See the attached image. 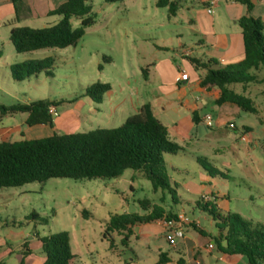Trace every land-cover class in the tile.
<instances>
[{
	"label": "rangeland",
	"instance_id": "rangeland-1",
	"mask_svg": "<svg viewBox=\"0 0 264 264\" xmlns=\"http://www.w3.org/2000/svg\"><path fill=\"white\" fill-rule=\"evenodd\" d=\"M179 1L178 14L173 16L169 5L160 6L159 0H122L115 3L89 0L93 6L94 23L86 27L85 35L76 45L45 48L33 53L36 59L53 58L52 75L40 73L23 82H15L4 61H0V106L39 99L62 102L58 105V112L62 115L68 109H80V115L84 116V127L80 131L84 132L98 127L88 126L85 119L88 108L85 101L89 99L84 98V89L94 82L110 83L111 94H114L128 81L137 96L154 99V85L146 79L144 69L148 66L150 69L149 61L160 60V57L175 64V52L180 49V44L189 46L194 35L192 23L187 19L193 10L187 6L204 8L200 0ZM71 22L74 28L80 25L77 17H72ZM160 45H165L162 51L157 48ZM7 46L12 44L5 38V33H1L0 49L5 52ZM229 87L251 97L257 113L244 112L227 104L235 111L219 114L210 102L204 111L213 114V125L208 126L204 120L195 125L199 140L188 146L189 151L195 152L209 167H214L218 175L211 177L197 162V157L186 152L166 157L171 191L154 192L151 182L133 169H127L116 178H50L44 182L1 188L0 241L5 240L7 245L0 243V261L21 264L24 260L25 264H30L31 258L24 256L20 248L28 235H31L28 238L31 240L30 249L36 257L42 256V248L38 249L32 237L38 230L42 236L67 231L75 256L72 264H154L159 257L154 252V244L147 246L146 242L131 236V245L125 246L123 236L118 233L112 238H104L105 223L112 214L145 213L139 199L157 200L166 208L197 221L206 236L200 235L190 223L184 230L189 237L196 238L203 259L212 264L217 262L215 255L218 256V251H208L206 244L212 235L218 233L217 221L204 208L206 202L202 201V195L215 194L209 203L221 216L239 214L264 230L263 85L235 83ZM193 93L194 98L187 99L183 107L174 105L168 109V121H184L187 114L195 109L196 97L199 99L203 94L210 98L199 88ZM25 117L23 113L0 116V128L19 127ZM250 127L256 145L241 140L244 131H251ZM196 183L198 186L194 187ZM163 194L167 200L160 202ZM220 194L222 199L218 201L215 197L218 195L219 198ZM33 211L41 219L28 218ZM161 240L169 245L164 241L166 239Z\"/></svg>",
	"mask_w": 264,
	"mask_h": 264
},
{
	"label": "trees",
	"instance_id": "trees-1",
	"mask_svg": "<svg viewBox=\"0 0 264 264\" xmlns=\"http://www.w3.org/2000/svg\"><path fill=\"white\" fill-rule=\"evenodd\" d=\"M109 3L122 0H105ZM244 4L247 13L238 23L242 29L244 57L236 64L219 66L215 60L192 59L197 69L206 73L201 80L202 86H216L220 90L217 104L232 103L244 112L257 113L254 100L243 92L230 88L231 84L260 83L264 93V22L251 14L253 4L250 0H236ZM179 0H159L158 5H169L171 15L179 9ZM17 9V0H14ZM92 3L89 0H66L50 15L60 17L59 21L43 26L30 27L11 25L10 40L18 53H30L45 48H65L76 45L85 35L86 27L94 23ZM80 19V25L73 27L71 19ZM16 20V19H15ZM14 23V22H13ZM12 24V23H11ZM54 60L52 57L30 59L10 65L9 75L15 82L40 73L51 74ZM147 69H144L146 76ZM112 88L110 83L94 82L84 89V95L94 103L103 101L105 94ZM60 102L39 99L29 103L0 106V116L28 114L29 126L53 124L49 113L50 106ZM196 119V113L193 114ZM248 129V128H247ZM185 147L169 137L168 128L154 115L150 103L142 105L135 115L114 128H95L85 132L54 133L38 139L0 142V189L22 186L32 182H44L50 178L109 179L123 175L127 169L141 172L152 184L154 192L170 190L166 156L177 155ZM198 163L215 177L219 172L208 166L200 157ZM174 201L176 198L172 195ZM164 197H162V201ZM204 201V200H202ZM145 214H112L105 223L104 238H112L115 233L122 237L127 246L133 235V227L163 217H176L172 210L161 204L151 203L150 199H139ZM203 205L210 212L218 233L212 235L217 249L226 255L245 256L248 264H264V230L244 220L239 214L229 213L226 217L216 212V207L205 201ZM28 218L41 219L33 211ZM191 225L201 234L205 232L195 222ZM45 255L43 264H72L70 237L67 231H58L39 237ZM112 240V239H111ZM113 246V240L111 243ZM22 254L31 253L24 243ZM170 259L167 253H160L156 264H166ZM22 260L21 264H25ZM0 264H4L0 261ZM178 264H184L179 260Z\"/></svg>",
	"mask_w": 264,
	"mask_h": 264
},
{
	"label": "crops",
	"instance_id": "crops-1",
	"mask_svg": "<svg viewBox=\"0 0 264 264\" xmlns=\"http://www.w3.org/2000/svg\"><path fill=\"white\" fill-rule=\"evenodd\" d=\"M65 1L66 0H17L16 9L14 0H0V34L5 33V38L8 42H11V25L37 28L58 22L60 17L57 15H50V12ZM200 1L204 6L203 9L194 8L192 5L187 6L188 8L191 7L193 10V13H191L187 19L192 23L191 28L194 35L193 39H190L191 43L189 46L180 44V49L175 52V64H173L171 60L162 57H160V60L149 61L151 67L150 69L149 66L146 68V79L154 85L152 88L153 93L155 94L154 99L140 98L130 89L129 82L127 81L128 83L125 82L126 85L121 86L114 94H111V90L108 91L105 94L103 101L99 104L94 103V101L88 97L89 100L85 101V104L88 105L87 112L85 113V119L89 122L88 126H98L95 128L118 127L124 123L128 117L138 113L142 105L150 103L154 115L168 128L170 139L186 148L185 151L180 153H186L191 152L188 149L190 143L199 140L198 127H196L197 124L204 120L206 114H212L211 112L204 111L210 102H213L214 109L219 114L235 111L232 110L230 106H227V104L234 105L232 103L217 104L216 100L220 95L218 87L201 85L200 82L204 77L206 70L197 69L192 59H199L205 62L212 59L215 60L219 66L236 64L241 61L244 57V44L242 29L238 20L241 16L247 13V8L244 4L236 0H219L214 8V12L210 14L207 12V6L210 0ZM250 1L253 4L251 14L255 17L264 19V6L262 0ZM178 11L179 10H177L175 15L178 14ZM164 47L165 45H160L157 48L162 51L161 49ZM33 53L38 52L33 51L30 53L19 54L12 44L8 49H5V52L0 49V61H4L6 70L9 72L10 65L14 63L36 59L33 58ZM181 70H185L189 73V80L177 81V77ZM196 88H199L203 93H208L210 98L204 97L203 94L199 99L196 97V107H193L195 109H192L191 114H187L184 121L180 122L178 119H171L168 121L170 119V116L167 113L168 109L174 105L183 107L186 104L187 99L192 100L194 98L193 92ZM188 93L189 95H187ZM86 97L87 96L84 98ZM56 109L57 115H52V126H29L26 124L28 114L23 113L26 114V117L21 126L14 129L6 127L0 128V142L38 139L54 133L62 134V130H64L63 133L83 132L80 130L82 126L84 127V116L80 115V109H68L63 112V115L58 112V106H56ZM194 113H196V119L198 122H195L193 119ZM95 120L96 122H94ZM47 127H50L51 130H48ZM245 127L246 125L244 126V129ZM89 130L92 129H88V131ZM250 130L251 131L249 132L252 133V127H250ZM253 145H256V142H253ZM193 154L195 155L196 153L194 152ZM138 174L141 175V172H138ZM205 179L206 178L203 177L204 181ZM197 184L198 183H196L194 187H197ZM202 185H204L203 182ZM217 196L216 199L220 201L222 195L220 194L219 198ZM162 197H164L163 202H165L167 198L164 194L159 198V201L162 202ZM151 203L161 204L165 209L170 210L157 200H151ZM174 213L179 214L176 212ZM185 225L184 227H186ZM197 226L202 229L198 225V222ZM165 234V227L158 223L157 220H153L151 222L141 223L134 226L132 236H135L140 242H146L147 246L154 244V252L158 254V256L160 253H167L170 261L166 264H178L179 260H183L184 264H212L203 259L196 238L189 237L185 230L183 238H177L174 243L168 242L169 245L164 244L161 240L166 239ZM199 234L203 235L201 233ZM30 236L31 235H28L24 239V243L28 244L29 249L31 240L28 238ZM40 236L42 235L38 230L32 235L33 242H36L38 249H41V242L39 240ZM204 236H206V233ZM164 241H167V239ZM210 242L214 241L210 239L206 244V248L210 252L214 250L218 251V256L215 255L217 261L216 264H248L245 256L226 255L220 252L217 249L215 242V248L210 249L208 247ZM0 243L1 245L3 243L7 245L5 240L0 241ZM129 243L131 245V238ZM23 244L22 247H20L21 253L22 250H25V248L23 249ZM27 256L32 260L30 264H43L45 261L44 254L36 257L32 250ZM156 262L154 264H156Z\"/></svg>",
	"mask_w": 264,
	"mask_h": 264
},
{
	"label": "built area",
	"instance_id": "built-area-1",
	"mask_svg": "<svg viewBox=\"0 0 264 264\" xmlns=\"http://www.w3.org/2000/svg\"><path fill=\"white\" fill-rule=\"evenodd\" d=\"M219 0H210L209 4L207 6V12L213 13L214 8L217 5ZM263 6H264V0H262ZM179 80H189V73L185 70H181L179 76L177 77V81ZM49 113L51 115H57V109L56 106H50L49 107ZM204 121H206L208 126L213 125V115L212 114H206L204 116ZM241 140L251 143L253 140L252 134L249 131H244L241 135ZM214 195H202V200L209 201L211 197ZM216 198V197H215ZM158 223L163 225L166 229V239L169 243H174L177 238H183L184 237V225L187 223H193L195 222L197 224V221L190 220L186 215L183 214H177L176 217H163L160 219H156ZM208 247L210 249L215 248L214 242H210Z\"/></svg>",
	"mask_w": 264,
	"mask_h": 264
}]
</instances>
